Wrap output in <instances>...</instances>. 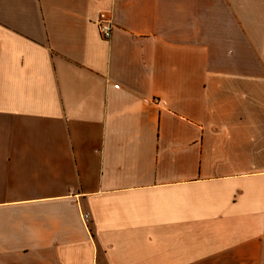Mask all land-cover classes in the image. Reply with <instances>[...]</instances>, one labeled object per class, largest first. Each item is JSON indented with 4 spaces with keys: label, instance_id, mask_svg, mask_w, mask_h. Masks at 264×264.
I'll return each instance as SVG.
<instances>
[{
    "label": "crops",
    "instance_id": "0c3cea01",
    "mask_svg": "<svg viewBox=\"0 0 264 264\" xmlns=\"http://www.w3.org/2000/svg\"><path fill=\"white\" fill-rule=\"evenodd\" d=\"M0 264H264V0H0Z\"/></svg>",
    "mask_w": 264,
    "mask_h": 264
},
{
    "label": "built area",
    "instance_id": "2783aa9c",
    "mask_svg": "<svg viewBox=\"0 0 264 264\" xmlns=\"http://www.w3.org/2000/svg\"><path fill=\"white\" fill-rule=\"evenodd\" d=\"M97 27L100 36L104 40L110 39L112 35V29H113V22L112 18L107 13H100L98 16L97 21ZM85 219H87V216H85Z\"/></svg>",
    "mask_w": 264,
    "mask_h": 264
}]
</instances>
